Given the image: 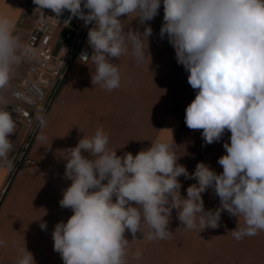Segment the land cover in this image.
I'll use <instances>...</instances> for the list:
<instances>
[{
	"label": "clouds",
	"instance_id": "1",
	"mask_svg": "<svg viewBox=\"0 0 264 264\" xmlns=\"http://www.w3.org/2000/svg\"><path fill=\"white\" fill-rule=\"evenodd\" d=\"M44 14L69 13L88 28L91 54L82 50L78 62L95 66L92 85L111 92L121 86V72L113 62L130 54L137 65L149 53L152 27L147 23L163 4L160 39L167 38L175 58L188 73L195 98L185 109L190 130H202L203 145L220 142L225 154L217 173L198 162L194 172L178 163L177 145L156 140L136 155L109 146V135L98 127L93 135L79 139L63 150L64 179L61 208L71 209L67 221L52 231L53 250L63 264H139L142 251L131 252L130 240L137 233L147 241L167 240L173 235V210L185 231L199 233L219 228L221 214L237 219L231 230L236 241L264 231V0H33ZM134 16V30L124 21ZM126 17V19H121ZM140 26L143 31H140ZM64 55L67 49L63 48ZM28 50L16 34L15 22L0 15V89L10 86L14 70ZM21 96V93H15ZM16 121L12 111L0 109V161L9 167L10 136ZM43 139V138H42ZM87 153V155H85ZM195 180L181 195L179 177ZM209 189L219 198V207L205 209L202 194ZM243 224H240V221ZM41 230L47 222L39 220ZM0 239V247H6ZM14 264H36L26 244L16 247Z\"/></svg>",
	"mask_w": 264,
	"mask_h": 264
},
{
	"label": "crops",
	"instance_id": "2",
	"mask_svg": "<svg viewBox=\"0 0 264 264\" xmlns=\"http://www.w3.org/2000/svg\"><path fill=\"white\" fill-rule=\"evenodd\" d=\"M27 0H0V15L15 22L16 34L25 44L32 30L34 16L23 13ZM163 4L159 14L147 22L153 29L149 37V53L144 63L137 65L134 58L122 55L115 62L121 72V86L111 92L91 83L94 65L76 61L60 90L63 102L53 103L37 133L29 141L26 157L34 166L25 167L17 161L21 146L28 139L27 126L16 120V130L10 136L12 150L8 154L9 167L0 161V264H14L16 247L26 244L33 253L36 264H63L53 250L52 231L56 223L67 221L71 209L61 208L62 190L71 181L64 179L66 161L63 150L74 147L79 139L91 136L98 127L109 135V146L117 155L125 152L136 155L150 147L156 140L171 141L179 145L178 160L189 173L198 162L208 164L217 173L223 171L217 163L225 154L223 144L230 142V132H225L220 142L202 146V130H190L185 122V109L195 98V91L188 84V73L175 58L174 48L167 38L160 39L163 23ZM126 19V17H121ZM125 24L134 30L137 21L129 16ZM144 26H140L143 31ZM23 62L14 70L10 83L17 81L24 72ZM9 96L0 89V109L9 110ZM43 138V139H42ZM87 155V153H85ZM182 184L181 195L195 180L178 178ZM205 209L219 207V198L211 189L202 194ZM47 222L41 230L39 219ZM243 224V221H240ZM220 227L208 228L199 233L185 231L173 210L167 240L147 241L137 233V240L126 231L131 252L142 251L139 264H264V231L253 237L236 241L231 230L237 219L225 211L221 214ZM129 264H137L129 257Z\"/></svg>",
	"mask_w": 264,
	"mask_h": 264
},
{
	"label": "built area",
	"instance_id": "3",
	"mask_svg": "<svg viewBox=\"0 0 264 264\" xmlns=\"http://www.w3.org/2000/svg\"><path fill=\"white\" fill-rule=\"evenodd\" d=\"M35 9L33 0L23 4V13L34 16L32 30L24 44L28 50L22 61L25 69L17 81L6 88L9 111L28 128V139L17 154V161L25 167L34 166V162L26 157L29 141L37 133L49 107L63 102L60 90L73 64L78 61L82 50H87L89 54L92 51L87 44L91 24L84 27L83 21L73 18L70 25L64 26V20L69 15L67 11L55 17L51 10L45 9L42 14ZM63 48L67 49L65 55ZM17 92L22 95L16 96Z\"/></svg>",
	"mask_w": 264,
	"mask_h": 264
}]
</instances>
